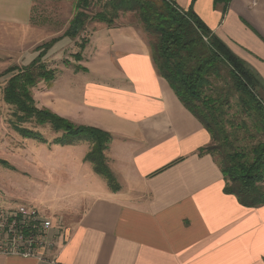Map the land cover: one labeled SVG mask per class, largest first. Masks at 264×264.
I'll list each match as a JSON object with an SVG mask.
<instances>
[{"label":"crops","instance_id":"1","mask_svg":"<svg viewBox=\"0 0 264 264\" xmlns=\"http://www.w3.org/2000/svg\"><path fill=\"white\" fill-rule=\"evenodd\" d=\"M169 1L197 14L264 80V0ZM38 15L35 0H0V52L29 64L44 42ZM80 35L86 71H73L79 88L62 93L71 104L54 111L111 134L105 155L120 189L93 177L83 143L81 206L41 212L58 225L57 248L48 260L0 256V264H264V206L243 207L224 192L219 165L198 152L211 136L159 75L142 27L88 22ZM80 35L60 39L46 58L69 44L79 52Z\"/></svg>","mask_w":264,"mask_h":264},{"label":"trees","instance_id":"2","mask_svg":"<svg viewBox=\"0 0 264 264\" xmlns=\"http://www.w3.org/2000/svg\"><path fill=\"white\" fill-rule=\"evenodd\" d=\"M95 0H77L75 13L63 36L39 45L38 55L27 65L13 66L0 74L8 76L3 90L5 104L13 107V131L25 139L45 141L41 133L22 126L34 123L49 125L61 136L59 146L89 143L84 161L103 177L113 192L120 185L113 175L105 152L112 140L101 129L76 125L46 108H38L32 93L39 83H52L56 72L46 63L51 48L62 38H77L88 22L115 24L121 14L133 13L144 32L150 36L153 63L179 100L203 124L211 144L198 151L211 155L225 180L224 192L233 195L246 208L264 206V80L260 74L233 51L192 10L184 12L169 0H108L104 8L91 16ZM227 4L229 0H216ZM147 36V37H148ZM88 41L79 43L74 59L80 62ZM66 65L69 63L65 62ZM86 71L81 65L75 72ZM239 120L240 124H235ZM244 131L249 147H237ZM0 166L14 170L0 159Z\"/></svg>","mask_w":264,"mask_h":264},{"label":"rangeland","instance_id":"3","mask_svg":"<svg viewBox=\"0 0 264 264\" xmlns=\"http://www.w3.org/2000/svg\"><path fill=\"white\" fill-rule=\"evenodd\" d=\"M106 2L108 0H95L88 13L93 16L104 8ZM35 3L39 12L35 21L45 32L39 33V38L44 39L42 43L63 36L69 20L74 16L77 0H35ZM116 21L130 22L142 27L133 13L121 14ZM83 40L80 35L79 43ZM74 50L73 45L69 44L57 55L46 58L48 67L55 70L58 80L56 85L54 82H41L32 88L38 108H52V112L57 110L56 112L63 113L65 106L71 104L68 98L63 99L62 93L79 88L80 76H75L73 72L78 65L74 59ZM65 62L69 64L66 65ZM24 65L26 63L11 51L0 52V74L10 67ZM8 78L6 76L0 79V159L7 161L14 170L0 166V210L29 206L50 216H60L72 204L79 203L81 206L79 201L88 190L87 183L81 178L86 170L89 171V164L82 161L84 148L88 144L64 147L56 145L53 141L61 133L53 131L49 125L40 127L32 122L22 126L40 132L45 141L25 139L13 131L12 125L17 119L14 117L13 107L5 104L2 90ZM239 122L237 120L234 123L240 124ZM240 136L241 141L234 144L235 148L249 147L256 143L244 131ZM93 175L98 181H103V177L97 178L96 174Z\"/></svg>","mask_w":264,"mask_h":264},{"label":"built area","instance_id":"4","mask_svg":"<svg viewBox=\"0 0 264 264\" xmlns=\"http://www.w3.org/2000/svg\"><path fill=\"white\" fill-rule=\"evenodd\" d=\"M58 236L57 223L34 207L0 210V256L48 260Z\"/></svg>","mask_w":264,"mask_h":264}]
</instances>
